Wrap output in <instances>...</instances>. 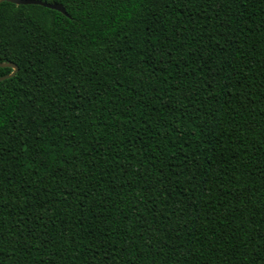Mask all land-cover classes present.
I'll return each mask as SVG.
<instances>
[{
	"label": "trees",
	"instance_id": "16d2710c",
	"mask_svg": "<svg viewBox=\"0 0 264 264\" xmlns=\"http://www.w3.org/2000/svg\"><path fill=\"white\" fill-rule=\"evenodd\" d=\"M45 1H0V264H264V0Z\"/></svg>",
	"mask_w": 264,
	"mask_h": 264
},
{
	"label": "water",
	"instance_id": "95a60500",
	"mask_svg": "<svg viewBox=\"0 0 264 264\" xmlns=\"http://www.w3.org/2000/svg\"><path fill=\"white\" fill-rule=\"evenodd\" d=\"M0 1H3V0H0ZM6 1L13 2L16 4H40V5L49 7V8L57 9V10L65 13V14H67L66 8L60 2H48L45 0H6ZM0 66H12L13 67V71L10 74L0 76V81L14 75L16 73V71L18 70L17 64L12 63V62L0 63Z\"/></svg>",
	"mask_w": 264,
	"mask_h": 264
}]
</instances>
